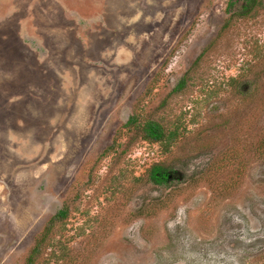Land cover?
Here are the masks:
<instances>
[{
  "label": "rangeland",
  "instance_id": "1",
  "mask_svg": "<svg viewBox=\"0 0 264 264\" xmlns=\"http://www.w3.org/2000/svg\"><path fill=\"white\" fill-rule=\"evenodd\" d=\"M232 1L0 0V264L63 208L34 264H264V0Z\"/></svg>",
  "mask_w": 264,
  "mask_h": 264
},
{
  "label": "trees",
  "instance_id": "2",
  "mask_svg": "<svg viewBox=\"0 0 264 264\" xmlns=\"http://www.w3.org/2000/svg\"><path fill=\"white\" fill-rule=\"evenodd\" d=\"M234 0L232 1L233 4ZM232 6V5H230ZM256 7V0H244V3L240 6V14H248ZM184 84L179 82L176 90L183 88ZM125 127L129 130L139 129L142 132V136L150 142H158L169 148L174 139H176V133L173 131L168 132L166 127L158 121L147 118L139 113H133L125 123ZM151 178L156 183H163L176 178V175L169 172L167 169L156 165L151 169ZM69 210L67 208L60 209L54 217L44 227L43 231L36 238L35 245L28 257L27 264H34L37 255L43 251L50 242V234L52 228L59 221H64L69 216ZM43 249V250H42Z\"/></svg>",
  "mask_w": 264,
  "mask_h": 264
}]
</instances>
